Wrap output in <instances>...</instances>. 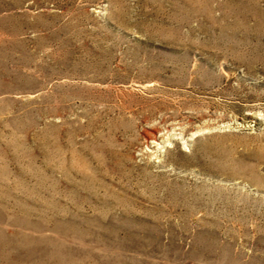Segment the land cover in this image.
Here are the masks:
<instances>
[{"label":"rangeland","instance_id":"obj_1","mask_svg":"<svg viewBox=\"0 0 264 264\" xmlns=\"http://www.w3.org/2000/svg\"><path fill=\"white\" fill-rule=\"evenodd\" d=\"M0 264H264V0H0Z\"/></svg>","mask_w":264,"mask_h":264},{"label":"bare ground","instance_id":"obj_2","mask_svg":"<svg viewBox=\"0 0 264 264\" xmlns=\"http://www.w3.org/2000/svg\"><path fill=\"white\" fill-rule=\"evenodd\" d=\"M201 6V5H200ZM59 252V251H58Z\"/></svg>","mask_w":264,"mask_h":264}]
</instances>
